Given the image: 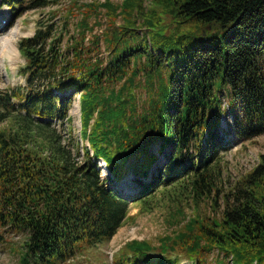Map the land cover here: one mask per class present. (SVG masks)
<instances>
[{
	"label": "trees",
	"instance_id": "obj_1",
	"mask_svg": "<svg viewBox=\"0 0 264 264\" xmlns=\"http://www.w3.org/2000/svg\"><path fill=\"white\" fill-rule=\"evenodd\" d=\"M1 3L10 27L55 9L18 41L24 82L0 90V243L23 234L22 263L64 264L176 187L193 214L168 213L167 232L126 242L113 264H209L214 250V264H264V153L219 185L221 154L264 135V0ZM76 99L82 153L57 128Z\"/></svg>",
	"mask_w": 264,
	"mask_h": 264
},
{
	"label": "rangeland",
	"instance_id": "obj_2",
	"mask_svg": "<svg viewBox=\"0 0 264 264\" xmlns=\"http://www.w3.org/2000/svg\"><path fill=\"white\" fill-rule=\"evenodd\" d=\"M69 1L71 0H61V3L64 5ZM112 1L120 3L122 0ZM145 5H148V2H146ZM54 9L55 7H51L42 11L27 12L17 18L10 27L12 18L9 15L7 7L3 6L0 0V40L6 39L12 32L18 29L17 38L13 41L14 47L18 50V41L21 38L32 36L36 21L43 18L49 10ZM54 22H59L58 17L54 19ZM17 53V60L12 62L10 59H7L4 61L5 69L2 67L3 64L0 59V90L11 88L16 84H22L24 82V79L20 76L19 70L24 66L25 61L20 56L19 51H17ZM77 99L74 101L75 103L69 112V124L65 123L64 125H58V123L57 128L65 141L69 140L70 143H78V145L72 147V150L74 151L80 148V152L82 153L81 147H88V143L80 140V106ZM222 120L224 122H221L220 128L226 130L228 125L224 119ZM68 129L71 131L69 132ZM220 138L224 140L222 135H220ZM157 149V146H153L151 152L156 153ZM260 153H264V135L256 137L251 142L238 144L227 153L221 154V162H219L221 182H219V185L223 186L224 191L233 184L240 175L245 174L257 164L258 155ZM131 164L132 162H129L126 168H129ZM98 165L100 167L101 178H107L108 172L101 167V162ZM152 171H154V167ZM114 184L115 183H113L111 179L106 182L107 186L116 191L120 187L117 186V184L114 186ZM139 188L140 187L133 185L130 194L126 196L134 195ZM179 189L180 188L176 187L160 188L154 195L145 200L146 205L142 202L132 204L129 208V215L132 219H128L109 242L85 250L83 253L64 264H113V254H115L126 242L133 239L154 241L157 236L169 230L166 222L168 213H173L176 209V217L179 218L181 215L178 214V209H180L182 215H186V219L193 214V199L187 194H182ZM168 190L169 192L167 193ZM167 196L176 198V200L180 199V201L176 202V206L170 205L167 199H165ZM209 203L210 200H201L198 202V210L201 214L211 213ZM24 237L23 234H17L12 231L5 234L4 241L0 243V264H24L20 261L19 255V250L20 248L22 249L23 246ZM217 255L221 256L217 250H214L210 254L209 260L212 262L209 264H214V259Z\"/></svg>",
	"mask_w": 264,
	"mask_h": 264
},
{
	"label": "bare ground",
	"instance_id": "obj_3",
	"mask_svg": "<svg viewBox=\"0 0 264 264\" xmlns=\"http://www.w3.org/2000/svg\"><path fill=\"white\" fill-rule=\"evenodd\" d=\"M17 35H18V29L12 32L10 36H8L6 39L0 40V59L3 64L2 65L3 68H4V61H6L7 59H10L12 62L14 60H17L18 50L14 47L13 44V41L17 38ZM101 164H102L101 167L105 168L103 162H101Z\"/></svg>",
	"mask_w": 264,
	"mask_h": 264
}]
</instances>
